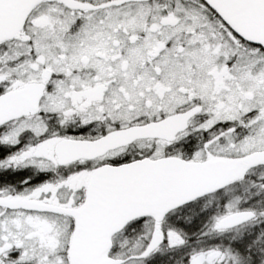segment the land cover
Listing matches in <instances>:
<instances>
[{
  "label": "snow or ice",
  "instance_id": "1",
  "mask_svg": "<svg viewBox=\"0 0 264 264\" xmlns=\"http://www.w3.org/2000/svg\"><path fill=\"white\" fill-rule=\"evenodd\" d=\"M0 264H264V0H0Z\"/></svg>",
  "mask_w": 264,
  "mask_h": 264
}]
</instances>
